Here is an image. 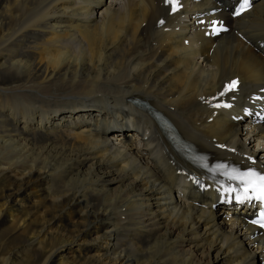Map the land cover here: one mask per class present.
<instances>
[{"label":"bare ground","instance_id":"1","mask_svg":"<svg viewBox=\"0 0 264 264\" xmlns=\"http://www.w3.org/2000/svg\"><path fill=\"white\" fill-rule=\"evenodd\" d=\"M165 1L0 0V225L14 224L17 254L28 247L43 264H264L250 209L202 206L228 181L183 163L134 103L169 118L211 163L257 165L264 126L256 143L223 108L264 89V0L218 38L193 31L192 0H179L182 19ZM235 78L238 88L217 97ZM125 110L134 132L96 126ZM24 200L31 222L44 221L30 239Z\"/></svg>","mask_w":264,"mask_h":264},{"label":"snow or ice","instance_id":"2","mask_svg":"<svg viewBox=\"0 0 264 264\" xmlns=\"http://www.w3.org/2000/svg\"><path fill=\"white\" fill-rule=\"evenodd\" d=\"M172 5L173 11L176 10L177 0H167ZM251 7L250 0H241L240 6L236 9L234 15H241ZM215 23V22H214ZM223 29L222 26L215 27L214 31L219 32ZM237 81H232L226 86L225 91L235 89ZM223 95V93H222ZM229 107L230 105H225ZM226 167V166H220ZM228 180L235 182L234 186H230L225 189L228 193H235V199L239 203L245 201L251 202L256 200L264 204V172H260L255 168H249L247 171H240L237 168H233L230 171L224 173ZM253 223H259L264 227V210L260 213V220L253 221Z\"/></svg>","mask_w":264,"mask_h":264},{"label":"rangeland","instance_id":"3","mask_svg":"<svg viewBox=\"0 0 264 264\" xmlns=\"http://www.w3.org/2000/svg\"><path fill=\"white\" fill-rule=\"evenodd\" d=\"M2 183L0 182V185ZM2 187V185L0 186ZM5 196H0V207L2 203V198ZM23 208H24V220L26 221L24 225V234L27 236L26 238H29V230L31 226H39L41 224H44V221L40 220L39 218L35 221L31 222L33 220V217H29L26 214V208L27 203L24 200L23 201ZM8 206V207H7ZM6 206V210L9 211L11 214V218L15 217L17 206H13L11 203H8ZM5 209V208H4ZM0 210H2L0 208ZM52 234H56L57 232L52 229ZM17 245L15 241V226L13 223H11L10 220H6V223L3 225H0V264H43L39 257L30 249L25 248L22 251V254L19 255L16 253ZM45 251L42 253L41 256H44Z\"/></svg>","mask_w":264,"mask_h":264}]
</instances>
